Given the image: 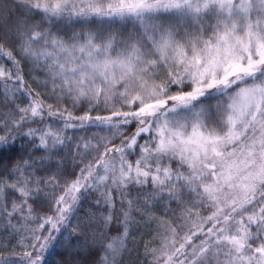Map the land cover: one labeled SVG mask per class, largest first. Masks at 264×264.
Segmentation results:
<instances>
[{
  "label": "snow or ice",
  "instance_id": "obj_1",
  "mask_svg": "<svg viewBox=\"0 0 264 264\" xmlns=\"http://www.w3.org/2000/svg\"><path fill=\"white\" fill-rule=\"evenodd\" d=\"M0 233V264H264V0H0Z\"/></svg>",
  "mask_w": 264,
  "mask_h": 264
},
{
  "label": "trees",
  "instance_id": "obj_2",
  "mask_svg": "<svg viewBox=\"0 0 264 264\" xmlns=\"http://www.w3.org/2000/svg\"><path fill=\"white\" fill-rule=\"evenodd\" d=\"M4 239H5V234L0 233V241H3ZM142 251H143L142 244L140 245L139 248L130 245V253L125 254V260L127 264H140V262H144V264H146L144 256L139 254L142 253Z\"/></svg>",
  "mask_w": 264,
  "mask_h": 264
}]
</instances>
